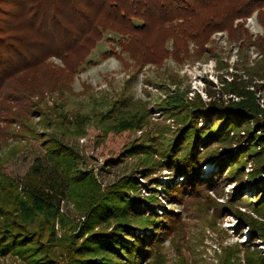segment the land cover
Here are the masks:
<instances>
[{
  "label": "trees",
  "instance_id": "16d2710c",
  "mask_svg": "<svg viewBox=\"0 0 264 264\" xmlns=\"http://www.w3.org/2000/svg\"><path fill=\"white\" fill-rule=\"evenodd\" d=\"M254 13L263 31L255 38L244 28ZM107 30L121 37V52L109 48L107 54L123 65L131 61L129 77L120 92L92 98L99 109L92 118L71 114L73 77ZM217 32L252 46L264 58V0H0V258L15 255L26 264H166L163 244L169 240L178 247L187 220L209 212L217 219L224 206L248 226L252 240L233 251L224 249L218 264H264L255 244L264 243V108L255 89L249 90L254 86L234 81L229 94L237 101L213 96L206 103L184 97L174 85L175 93L159 104L173 125L162 122L158 133L148 132L149 103L133 100L131 93L133 73L169 57L176 62L199 57ZM50 57L63 69L53 68ZM257 71L248 74L264 86V66ZM46 93L52 95L50 106L44 103ZM89 124L103 137L143 133L119 153L135 159L137 169L105 186L82 171V156L62 139L83 134ZM31 141L43 142L44 160L36 159L22 178L21 196L2 166L6 155ZM122 158L110 163L118 165ZM205 164L215 168L204 174ZM248 165L251 172L239 188L251 183L254 202L243 198L221 205L212 195H220L239 173L243 178ZM63 193L84 219L75 234L66 230L56 244L55 221L67 226L54 203ZM162 201L183 207L186 219L172 207L166 210ZM240 206L247 212L238 211ZM184 257L181 264H187Z\"/></svg>",
  "mask_w": 264,
  "mask_h": 264
},
{
  "label": "rangeland",
  "instance_id": "374dc122",
  "mask_svg": "<svg viewBox=\"0 0 264 264\" xmlns=\"http://www.w3.org/2000/svg\"><path fill=\"white\" fill-rule=\"evenodd\" d=\"M134 23L140 25L139 21L134 20ZM234 25H236V22ZM244 28L248 29L253 38L263 32L255 13L244 22ZM102 37L103 39L97 42L89 51L85 58V64L78 74L73 77L71 89L74 95L71 96L67 105L71 114L86 115V117L92 118L99 111L96 106L97 103L95 102V104L92 98H99L100 94L103 95L105 92H120L129 77V65L131 64L129 62L131 61L128 60L127 65H123L115 56H108L107 54L109 48H114L118 53L121 52L118 43L121 37L110 30L104 32ZM122 41L120 42L122 43ZM239 42L235 39L231 40L226 32H217L211 36L210 41L205 45V51L199 57L197 55L191 56L183 62H176L169 57L160 66L146 64L137 74L133 73L135 75V80L131 85L133 100L149 103L147 105V110L150 111L148 132L153 130L158 133L159 126L163 125L162 122L165 123L164 125H173L169 119V112L166 113L159 104H163L168 96L175 93L174 85H177L176 88H179L184 97L193 101L199 97L202 101L208 103L209 98L214 96L217 100L227 103L229 100L237 101L229 94V85L234 81L236 84L243 83L245 86H254L249 87V90L253 91L255 89V92H257L256 99L258 98L260 107L264 108L262 104L264 86H261L262 82L259 77L248 74V72L257 73V70L264 66V58L252 46L240 44ZM165 45L170 50L172 41L168 40ZM189 48L190 51L194 49L192 44L189 45ZM122 55L126 57V54ZM48 62L53 68L63 69V63L56 57H50ZM146 78L150 79L149 84L145 82ZM44 103L51 105L52 95L50 93L44 95ZM42 131L40 130L41 133ZM47 134L50 136L51 132L48 131ZM140 137L142 139L145 137L140 131L110 132L103 137L102 133L99 132V128L94 124H89L83 134L77 137L65 136L62 140L82 156L83 163L79 164V168L84 172H92L98 183L105 186L137 169L138 163H135V159H124L119 153L124 146L137 142ZM24 144V148H21L10 157L4 155L2 166V173L17 182L21 196L23 194L22 178L34 165L33 162L36 159L44 160L42 141H31ZM4 151L5 153H2H9L7 149ZM119 158L123 159L122 163H116L118 165L110 163L111 160ZM41 165L47 168L46 163H41ZM249 167L250 165L244 170L243 178H241L242 173H239L235 180L224 184L220 190V195H211L221 205H226L233 199L240 201L243 198H246L250 204L254 202V188L251 187V183L244 188H239L241 183L246 181L247 173L251 172ZM207 168L209 170H206ZM214 168L213 165L205 164L202 167V173L207 174ZM262 177L264 178V175ZM165 180V177H161L159 182L164 183ZM178 180L181 181V178H178ZM139 182L145 184L141 179H139ZM54 203L59 215L67 224V226H64L65 224L62 225L59 220L55 221V243L58 244L57 242L66 230H70L69 233L72 235L75 234L84 216L64 193L59 194L54 199ZM162 203L166 210L173 208L178 213L183 211L181 206H169L164 201ZM243 207L240 206L238 211L247 212ZM161 211L159 208L156 212L160 214ZM184 215L182 212V217ZM185 219L186 216L183 220ZM187 223L188 231L182 239L178 240V247H174L169 240L163 244L162 253L166 257V264H181L180 258L184 256V258H187V264H198L195 259H200L202 261L200 264H218L224 249L233 251L252 240L248 226L241 222L235 212L224 206L218 213L217 219L212 217L209 212L208 216L189 219ZM255 244L256 249L264 256V243L256 240ZM239 258L243 262L242 251L239 253ZM0 264L26 263L19 257L10 255L0 258Z\"/></svg>",
  "mask_w": 264,
  "mask_h": 264
},
{
  "label": "bare ground",
  "instance_id": "6f19581e",
  "mask_svg": "<svg viewBox=\"0 0 264 264\" xmlns=\"http://www.w3.org/2000/svg\"><path fill=\"white\" fill-rule=\"evenodd\" d=\"M206 170H209V168H207Z\"/></svg>",
  "mask_w": 264,
  "mask_h": 264
}]
</instances>
